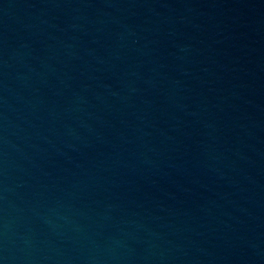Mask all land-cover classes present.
Here are the masks:
<instances>
[{"label": "water", "instance_id": "95a60500", "mask_svg": "<svg viewBox=\"0 0 264 264\" xmlns=\"http://www.w3.org/2000/svg\"><path fill=\"white\" fill-rule=\"evenodd\" d=\"M0 264H264V117L178 0H0Z\"/></svg>", "mask_w": 264, "mask_h": 264}]
</instances>
